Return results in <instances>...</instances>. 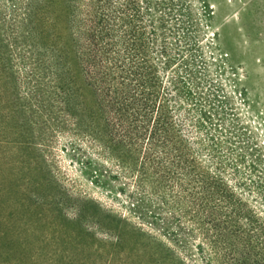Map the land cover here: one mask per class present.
<instances>
[{
  "label": "trees",
  "instance_id": "1",
  "mask_svg": "<svg viewBox=\"0 0 264 264\" xmlns=\"http://www.w3.org/2000/svg\"><path fill=\"white\" fill-rule=\"evenodd\" d=\"M200 26L190 0H0V264H264ZM59 138L126 213L54 179Z\"/></svg>",
  "mask_w": 264,
  "mask_h": 264
},
{
  "label": "rangeland",
  "instance_id": "2",
  "mask_svg": "<svg viewBox=\"0 0 264 264\" xmlns=\"http://www.w3.org/2000/svg\"><path fill=\"white\" fill-rule=\"evenodd\" d=\"M190 2L193 16L201 24L199 40L210 78L220 90L218 110L223 108L227 123L238 125L241 128L238 135L254 148L249 150L248 157L253 165L251 201L264 211V0H204L205 5L199 0ZM7 97L4 85L0 84V114L4 116L11 110L7 107ZM6 119L1 120L8 123ZM56 142L50 164L54 179L69 190L117 210V202L91 183V170L81 164L83 160L66 152L62 138ZM159 238L167 246L178 249L167 238ZM178 253L186 264L196 263L182 249ZM52 256L50 253L49 258ZM55 263L48 260L47 264Z\"/></svg>",
  "mask_w": 264,
  "mask_h": 264
}]
</instances>
